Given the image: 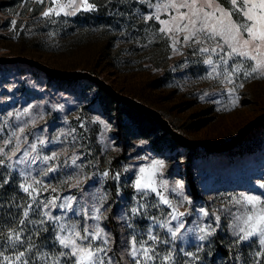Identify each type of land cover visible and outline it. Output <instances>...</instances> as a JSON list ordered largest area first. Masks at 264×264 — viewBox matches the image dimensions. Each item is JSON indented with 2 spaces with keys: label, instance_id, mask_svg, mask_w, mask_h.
Masks as SVG:
<instances>
[{
  "label": "rangeland",
  "instance_id": "1",
  "mask_svg": "<svg viewBox=\"0 0 264 264\" xmlns=\"http://www.w3.org/2000/svg\"><path fill=\"white\" fill-rule=\"evenodd\" d=\"M3 1L0 57L90 71L190 140L230 142L264 114V65L228 58L220 36L185 40L193 29L181 13L189 9L166 7L182 0H87L92 9L82 0L72 7L70 0ZM215 3L231 10L230 0ZM232 19L242 22L236 13ZM155 160L163 166L152 169ZM188 163L201 199L190 189ZM141 177L152 187L137 190ZM261 213L264 121L233 149H193L95 82L0 64V264H73L56 237L85 229L88 239L77 243L103 249L104 264H264L259 232L241 239V229L264 227L248 221ZM218 236L229 258L218 253Z\"/></svg>",
  "mask_w": 264,
  "mask_h": 264
},
{
  "label": "snow or ice",
  "instance_id": "2",
  "mask_svg": "<svg viewBox=\"0 0 264 264\" xmlns=\"http://www.w3.org/2000/svg\"><path fill=\"white\" fill-rule=\"evenodd\" d=\"M198 2L199 0H182L180 4L172 3L171 5L166 6L189 9L190 14L181 13V18L187 19V24L184 25V28H188V26L191 25L193 29L191 34L184 38L185 40L192 39L198 32L205 33L208 39L220 36L230 49V51L225 53V56L228 58H232L233 56L246 57L251 60H256L258 67L264 65V60H258V57L264 56V52L261 51L264 49V0H230L231 10H225L219 4H216L215 0H204V4L199 5V7L197 6ZM82 3L88 9L94 8V5L88 4L87 0H82ZM75 4L76 0H70L68 6L72 7ZM206 8H210L212 11H206ZM217 13H219V15H217ZM234 13L242 17V22L238 23L232 19ZM44 15H49V12H45ZM213 20L215 23H211ZM161 23L167 22L161 21ZM197 25H199V27H197ZM161 31H164V29H161ZM233 42L239 44L240 48L233 46ZM241 48H246L247 50H241ZM200 50L208 51L206 48ZM212 51L215 52L216 49H212ZM221 51H223V48ZM221 60L227 64V60L224 57H221ZM207 63H212V61L209 60ZM258 67H253L252 72H257ZM234 71H240V66L237 65ZM245 75L248 76L251 75V73L245 72ZM33 147L35 146L33 145ZM163 163L164 162L161 160H155L152 162L151 167L152 169H156L158 166L162 167ZM145 171V168L140 169L141 173H144ZM105 175H107V173H105ZM135 187L137 190L151 188V178L141 177L140 179H137ZM152 190L154 191L155 189L153 188ZM24 191H28V189L24 188ZM241 199L252 205L260 202V197L253 195H242ZM165 203H167V201H165ZM133 211L135 212L136 209H133ZM25 216H27V212H25ZM254 218L258 224H264V213L255 217L249 216L248 221H251ZM248 221L245 222L247 223ZM84 231L86 233L84 236H81L79 232H74L75 238L73 236L56 237L60 245H63L64 248L70 249L67 253L62 252L61 256L67 255L74 257L73 264H104L103 260L98 257V253L103 251V249L98 248L93 251L90 244L84 246L77 243L76 238H79L80 240L88 239L87 229ZM241 231L245 232V235L241 237V239H246L258 231L261 237L260 243L264 245V227L257 229L256 226H253L251 231H245L244 229H241ZM172 236L175 237L176 233L172 232ZM151 238L155 239L154 237ZM203 238L204 237H200V239ZM144 254L147 256V250H144ZM22 255L23 253H21V256ZM131 255L135 260L137 255V249L135 246L133 247ZM17 259H19V257H17ZM109 264H111L110 261ZM136 264H139V261H136Z\"/></svg>",
  "mask_w": 264,
  "mask_h": 264
},
{
  "label": "water",
  "instance_id": "3",
  "mask_svg": "<svg viewBox=\"0 0 264 264\" xmlns=\"http://www.w3.org/2000/svg\"><path fill=\"white\" fill-rule=\"evenodd\" d=\"M22 62L25 64H29L31 66L36 67L37 69L41 70L45 74L49 76H53L62 80H72V79H86L92 82H95L99 86H101L106 92L112 95L116 100L121 101L127 105H130L141 112L148 114L155 118L158 122H160L166 129H170L172 131V135L182 144L193 147V146H203L204 148L210 151H226L235 148L238 143L248 136L262 121H264V114L259 116L256 120L246 126L241 132H239L233 140L223 144H215L211 142H201V141H194L190 140L189 138L185 137L184 135L174 131L170 123L164 119L160 112L157 110L141 103L140 101L131 98L125 94L120 93L114 87L109 84H106L103 80L99 77L94 75L90 71H76V72H69L63 71L59 69H55L53 67L48 66L47 64L42 63L36 59L27 57V56H12V57H0V64L4 63H18Z\"/></svg>",
  "mask_w": 264,
  "mask_h": 264
},
{
  "label": "trees",
  "instance_id": "4",
  "mask_svg": "<svg viewBox=\"0 0 264 264\" xmlns=\"http://www.w3.org/2000/svg\"><path fill=\"white\" fill-rule=\"evenodd\" d=\"M0 5H1V7L3 8V9H5V7H6V2L5 1H3V0H0ZM37 13H35L34 15H36ZM51 77H53V76H51ZM56 78V77H55ZM102 88V87H101ZM106 91V90H105ZM108 93V92H107ZM109 94V93H108ZM110 95V94H109ZM111 97H113L112 95H110ZM114 98V97H113ZM115 99V98H114ZM117 102H120V103H123V102H121V101H118V100H116ZM125 104V103H124ZM136 109V108H135ZM136 110H138V109H136ZM139 112H141L140 110H138ZM141 113H143V112H141ZM143 114H145V113H143ZM145 115H148V114H145ZM155 119V118H154ZM156 120V119H155ZM176 139V138H175ZM177 140V139H176ZM190 148H196V146H193V147H190ZM191 162V161H190ZM187 172H188V181H189V185H190V189H191V191H192V193H193V195H194V197H196L197 199H201L202 198V196L200 195V190H199V188H198V185H197V182H196V179H195V177H194V174H193V172H192V170H191V167H190V164L188 163L187 164ZM216 241H218V253L220 254V255H225L226 257H230V254H229V251L226 249V248H224L223 247V245L221 244V242H220V240H219V236L217 237V240Z\"/></svg>",
  "mask_w": 264,
  "mask_h": 264
}]
</instances>
